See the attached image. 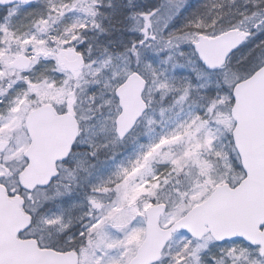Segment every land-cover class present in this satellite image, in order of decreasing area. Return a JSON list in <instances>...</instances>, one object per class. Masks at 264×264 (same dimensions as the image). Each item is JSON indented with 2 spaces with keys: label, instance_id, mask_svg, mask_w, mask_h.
<instances>
[{
  "label": "snow or ice",
  "instance_id": "obj_1",
  "mask_svg": "<svg viewBox=\"0 0 264 264\" xmlns=\"http://www.w3.org/2000/svg\"><path fill=\"white\" fill-rule=\"evenodd\" d=\"M0 264H264V0H0Z\"/></svg>",
  "mask_w": 264,
  "mask_h": 264
}]
</instances>
